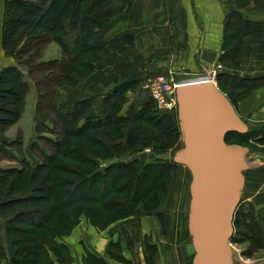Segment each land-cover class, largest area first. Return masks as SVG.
Listing matches in <instances>:
<instances>
[{
    "label": "trees",
    "instance_id": "obj_1",
    "mask_svg": "<svg viewBox=\"0 0 264 264\" xmlns=\"http://www.w3.org/2000/svg\"><path fill=\"white\" fill-rule=\"evenodd\" d=\"M259 1L264 2V0ZM109 3L110 0H91L87 6H84L82 0H71L70 2L65 0H7L3 16V48L7 55L15 59L16 65L5 67L0 72V153L15 159L17 155L23 156L25 151L20 136L10 141L5 134L9 127L19 122L23 114L24 78L26 77L23 69L29 76L37 74L40 78L37 85L44 87L38 95L35 111L37 121L35 133L42 137V134L49 130L44 118L40 117H44L43 98L45 95L47 97L48 94L51 96L54 93L53 87L48 88L47 86L46 81L49 76L46 72L47 70L60 72L59 75L62 77L57 84L63 86L68 83L69 87H72L77 83L73 77L74 73L86 76L93 71L99 54L90 44L91 35L105 20L112 17L113 12L109 8ZM70 15L71 28L81 30V36L77 38L74 49L69 48L64 41L66 33L64 23ZM225 24L223 49L225 54L232 58L239 52L242 38L245 35L264 37V24L247 22L236 11L227 14ZM52 43L61 46L62 58L46 61L43 58L44 50ZM76 67L85 70L86 73L81 74ZM150 74L152 73L148 75ZM218 80L222 87L231 90L254 88L252 82L257 81L256 79L238 78L226 72L219 74ZM235 81H238V85H235ZM138 86L139 82L132 78L118 81L103 102V116L92 113L94 97L76 101L72 107L68 106V102L63 103L60 107L65 105L68 108L60 110L57 116L63 127H67V138L63 136L62 140L54 143L56 154L48 155L43 152L45 160L42 162L30 165L29 162H24L21 167L0 169V214L5 221L9 250L7 259L3 240L0 239L3 252L0 253V264H55L51 255H54L60 264H71L73 258L70 249L66 244L58 241L69 236L80 223V221L73 223L70 220L72 215L79 213L73 206L79 203L91 205L103 202L107 199L108 193L115 188L117 199L121 203L106 202L100 211L94 212L91 216L89 213H82L88 216L92 225L106 228L118 220L134 216L139 207L143 206L144 209L151 211L159 206L162 201L155 202V196L157 193L166 192L171 171L174 169L166 157L160 156L167 155L175 146L181 132L179 126L175 125L177 116L174 113H160L150 98L140 112L130 113L136 120L147 119L148 122L161 127L162 133L159 136L161 141L152 148L153 160L150 158L145 161L134 160V156L137 155L134 154L129 163L112 165L104 170V174L95 173L93 178V173L98 167L96 159L99 157L93 151L92 145L96 141L93 135L103 131V135L109 136V128L121 127L122 121L127 122L126 118L129 114L122 117L121 112L128 101L127 93L136 90ZM222 91L226 93L223 89ZM246 93L247 91L240 95ZM226 95L235 108L238 107L239 99L234 98L230 93ZM229 136L230 134L227 139ZM68 139L78 142L68 144L66 143ZM130 140L131 138L127 139L128 147H130ZM95 146L109 152L111 148L123 150L120 155L113 156L114 158L126 156L125 147L117 143L108 148L104 142L99 141ZM31 147L36 149L37 142L31 143ZM133 147L136 148L135 153L141 152L137 146ZM58 159L67 160L68 166H56ZM86 165L92 168L86 176L80 179V182L67 180L70 176H78L83 166ZM141 165L143 170L138 169L135 173V168ZM55 170L59 172V175L55 179L57 183L52 185ZM62 175H65V178ZM109 180L114 182V185L110 190H106L105 186L109 185ZM161 183L163 186L160 185ZM90 184H94L93 187L102 185L104 194L101 198L99 195L94 197L87 193L84 194L86 192L84 185L90 186ZM153 204L155 205L152 208L146 207ZM117 208L124 209L121 217L104 224L106 216ZM61 209H71V214L68 211L60 213ZM254 215L256 217L255 212ZM92 217L103 218V223L94 222ZM241 220L235 218L234 228L236 230L241 228ZM61 229L66 234H61ZM251 229L254 230V234H257L255 240L254 238L249 239L253 247L264 248V228L258 219H255V225ZM109 254L114 256L111 251ZM89 261L91 264L100 261L106 264L103 260H98L93 256L89 257Z\"/></svg>",
    "mask_w": 264,
    "mask_h": 264
},
{
    "label": "crops",
    "instance_id": "obj_2",
    "mask_svg": "<svg viewBox=\"0 0 264 264\" xmlns=\"http://www.w3.org/2000/svg\"><path fill=\"white\" fill-rule=\"evenodd\" d=\"M82 1L87 6L91 0ZM6 2L0 0V72L16 65L15 59L3 48ZM109 8L112 17L91 35L90 44L99 57L93 71L86 76L74 73L77 83L66 92L69 105L94 97L92 113L103 116V102L116 83L130 78L143 83L151 73L148 67L152 63L159 71L171 69L178 74H191L193 77L188 80L197 79L212 66L202 59L203 51L216 54L213 64L222 65L221 73L245 80L264 79V37L245 35L234 58L223 49L228 9L240 13L247 22L264 24L263 3L253 0H110ZM71 23L70 15L64 23V40L74 49L81 30L72 29ZM132 92L127 93V98ZM143 100L144 105L148 99ZM261 161L264 162V155ZM248 182V201L264 227V173L251 172ZM178 189L174 188L172 193L171 189L157 208L151 211L139 208L134 216L106 228L81 219L69 236L59 240L70 249L71 264H91L90 256L106 264H191L195 255L188 229L191 195L186 199L178 194ZM113 248L119 250L122 259L109 254Z\"/></svg>",
    "mask_w": 264,
    "mask_h": 264
},
{
    "label": "rangeland",
    "instance_id": "obj_3",
    "mask_svg": "<svg viewBox=\"0 0 264 264\" xmlns=\"http://www.w3.org/2000/svg\"><path fill=\"white\" fill-rule=\"evenodd\" d=\"M254 2L258 3H263V1L259 0H253ZM233 10L231 8L228 9V12L225 13V23L227 20V14L232 12ZM226 26V24H225ZM65 41V40H64ZM66 43V42H65ZM70 48V47H69ZM43 58L46 61L54 60V59H59L62 58V50L61 46L57 43H52L48 45L43 54ZM76 69L81 73H86L85 70L79 69L76 67ZM23 72L25 74L24 78V86H25V95L23 99V114L21 116V119L19 122L14 125L9 127L5 134L9 138L10 141L16 139L17 137H21L22 142L24 143V154L23 156L17 155L15 159H11L4 153H0V169H7V168H12V167H21L22 163L24 162H29L30 164H35L38 162H42L45 160L43 156V152L48 154V155H54L56 154V149L54 146V143L59 142L62 140L63 136L67 138V127H63L62 123L58 119V112L60 110H66L68 108L67 106L64 105V107H60L63 103H66V97H67V90L68 88L70 89V84L65 83L63 86H59L57 82L59 83L61 80L62 75H59L60 72L52 71V70H47V74L49 76V79L46 81L48 88L53 87L54 93L53 95H49L50 98L46 95L43 98V116H40L41 118H44V122L47 123L49 130L46 131L44 134H42V137H39L35 133V127L37 126V121H36V106H37V100H38V95L40 94L41 90L44 89L43 86H38L37 81H39V76L35 74L34 76H29L26 72L25 69H23ZM222 72V71H221ZM174 73V72H173ZM222 74V73H219ZM193 76L191 74H178L175 73V80L177 82H181L183 80L191 79ZM257 81L252 82L255 87L254 88H248L246 87L245 89H239L236 90L235 88L233 90L229 88H224L219 84V80H217V86L218 88L222 91V89L226 93L232 94L234 98H238V103L236 107V110L238 114L240 115L241 118L248 124V132L246 134H230L229 138L227 139V142L229 144H238L245 146L250 149L249 153V160L251 167L249 170L245 171V177H246V184L243 189V193L241 196V201L239 202L234 220L237 217V219L242 221V226L241 228H238L237 230L234 228V233L231 239V246L237 253L240 262L242 264H264V248H256L253 247L252 243L249 241L250 238H254L255 240V235L254 230L251 229L255 225V219H259L258 214L255 212V209L253 207V204L248 201V189H249V182L248 178L251 172L257 171V173L263 174L264 172V162L261 161V157L264 155V81L263 78L258 77L256 79ZM236 84L238 85V81H235ZM55 83V84H54ZM143 84L142 82L139 83L138 88L130 93V97L128 96V101L125 104L121 116H128L127 117V122L122 121L120 125L122 124L121 127L117 126L116 128H109V136L108 135H103V131H99L96 135H93L94 138H96L95 142L93 143V151L99 157H97L96 161L98 163V167L95 169L93 173V178L95 177V173L101 172L104 174V170L112 165H124L125 163H129L130 160L132 159L134 154H137L138 156L147 153L151 154L152 153V148L154 145L160 143V138L159 136L161 135V127L157 126L156 124L150 123L145 120H136L135 117L132 116L130 112H140V110L143 107V99H148L149 96L148 94L143 90L142 88ZM250 89V90H249ZM50 90V89H49ZM49 90L47 92H49ZM247 91L246 94L241 93ZM223 92V91H222ZM241 92V93H238ZM224 93V92H223ZM226 93H224L226 95ZM44 94V93H43ZM239 96V97H238ZM70 104L68 105L71 107ZM174 115L177 116V121L175 123L176 126H179V120H178V109H177V114L174 112ZM136 116V115H135ZM180 128V126H179ZM181 132V131H180ZM131 138L130 142V147L127 146V139ZM37 142V148L32 149L31 143ZM99 141L104 142L108 148H110L114 144H120L125 147V155L124 157H113L120 155L123 150H118L115 149L113 150L111 148V152L102 150L101 147L95 146L96 143H99ZM111 141L110 143H108ZM78 141H73L72 139H68L66 143L71 144L75 143ZM140 149V153H135L134 151L136 150L135 147ZM31 147V148H30ZM183 147V141H182V136L180 134V137H178V140L175 144V146L167 153V155H163L160 157H166L169 162L172 163V167L174 168L172 173L170 174L169 180H168V187H166V192H161L157 193L155 196V202L163 201L167 195H169L171 189V193L173 192L174 188H179L178 189V194L182 195L184 198H188L190 196V185L192 181V177L190 171L188 170L187 167L182 166V165H176L175 162L173 161V155L180 150ZM66 146L63 148L65 150ZM9 152V151H7ZM140 160V159H139ZM153 160V159H152ZM145 161V160H142ZM154 164V163H153ZM58 165H65L68 166V161L64 159H58L56 162V166ZM96 167V166H95ZM158 167V165H157ZM56 168V167H55ZM92 166H83L82 172L78 173V176H70L67 180L70 181H77L80 182V179L84 176H86ZM138 169L143 170L142 165L137 166L135 168V173H137ZM256 169V170H254ZM182 170V171H181ZM160 171V169H158ZM189 172V173H188ZM59 175L58 171H54L53 173V180H52V185L55 183L56 177ZM63 178H65V175H62ZM105 177V176H104ZM92 178V179H93ZM98 183V182H96ZM95 184V183H94ZM94 184H90V186H85L84 185V190L86 191L84 194H88L90 196H98L101 198L103 192L102 185H96L93 187ZM104 185V183H102ZM114 182H111L109 180V185L105 186L106 190H110V188H113ZM155 185V182H154ZM163 186V184H160ZM90 187V188H89ZM116 188L111 190L108 194V197L105 201L100 202V203H95L91 205H84V203H79L75 204L73 206L74 209H77L79 213H76L71 216L70 220L71 222H77L81 221V219H86L89 221L88 216H84L82 214L83 212L89 213L90 216L94 212H98L101 210L102 206L106 204V202H111L115 201L121 203L119 199H117V194L115 193ZM113 194H110L112 193ZM57 193V190H56ZM164 197V198H163ZM191 197V196H190ZM163 198V199H162ZM162 199V200H161ZM191 200V198H190ZM156 204V203H155ZM155 204L153 205H148L146 207L152 208ZM139 208H144L139 207ZM139 208L137 210H139ZM123 208H117L113 209V212L110 214H106V218L104 220V224L107 222L109 223L110 221L121 217V214L123 212ZM136 210V212H137ZM146 210V209H145ZM62 211H68L71 214V209H61L60 213ZM150 211V210H146ZM254 212L256 214V217L254 215ZM59 213V211H58ZM94 222H97L98 224L103 223V218H93ZM4 220L3 216L0 214V234L1 238L3 241V245L5 246V256L6 258L9 256V250H8V245H7V238H6V230L4 226ZM56 222V221H54ZM258 222H260L258 220ZM4 226V229L2 227ZM248 227V228H247ZM264 228V227H263ZM64 230H60L61 234H66L64 233ZM60 242V241H58ZM262 243V241H261ZM60 250V249H58ZM61 251V250H60ZM62 252V251H61ZM119 250L116 248H113L112 254L116 257H119L118 255ZM0 253L2 254V250L0 247ZM52 258L55 259L54 255H51ZM1 259V256H0ZM8 259V258H7ZM56 260V259H55ZM94 260V258H93ZM95 264H103L101 261Z\"/></svg>",
    "mask_w": 264,
    "mask_h": 264
},
{
    "label": "water",
    "instance_id": "obj_4",
    "mask_svg": "<svg viewBox=\"0 0 264 264\" xmlns=\"http://www.w3.org/2000/svg\"><path fill=\"white\" fill-rule=\"evenodd\" d=\"M216 54L202 52L213 64ZM148 71L156 73L154 63ZM178 120L183 147L173 161L188 168L190 208L188 229L195 255L191 264H242L231 246L234 216L251 167L250 149L229 144V134H246L248 124L217 86L207 80L183 82L177 88ZM153 159L143 153L134 160Z\"/></svg>",
    "mask_w": 264,
    "mask_h": 264
},
{
    "label": "built area",
    "instance_id": "obj_5",
    "mask_svg": "<svg viewBox=\"0 0 264 264\" xmlns=\"http://www.w3.org/2000/svg\"><path fill=\"white\" fill-rule=\"evenodd\" d=\"M222 69V65L212 64L204 75L195 80H207L217 83L218 75ZM182 83L175 80V74L171 69H166L147 75L143 80L142 88L155 103L160 113L176 112L177 114V88Z\"/></svg>",
    "mask_w": 264,
    "mask_h": 264
},
{
    "label": "bare ground",
    "instance_id": "obj_6",
    "mask_svg": "<svg viewBox=\"0 0 264 264\" xmlns=\"http://www.w3.org/2000/svg\"><path fill=\"white\" fill-rule=\"evenodd\" d=\"M176 164V163H175Z\"/></svg>",
    "mask_w": 264,
    "mask_h": 264
}]
</instances>
